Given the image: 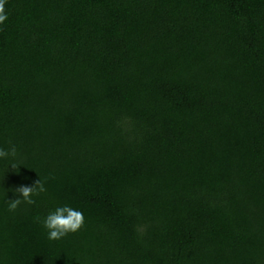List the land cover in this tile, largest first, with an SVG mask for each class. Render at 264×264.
<instances>
[{
  "label": "trees",
  "instance_id": "trees-1",
  "mask_svg": "<svg viewBox=\"0 0 264 264\" xmlns=\"http://www.w3.org/2000/svg\"><path fill=\"white\" fill-rule=\"evenodd\" d=\"M4 10L0 148L25 167L0 160L3 264H264V0ZM65 203L84 223L49 241Z\"/></svg>",
  "mask_w": 264,
  "mask_h": 264
},
{
  "label": "clouds",
  "instance_id": "clouds-1",
  "mask_svg": "<svg viewBox=\"0 0 264 264\" xmlns=\"http://www.w3.org/2000/svg\"><path fill=\"white\" fill-rule=\"evenodd\" d=\"M4 4L5 0H0V24H3L7 20ZM0 160H7L8 169L11 168L16 173H19L21 166H24L19 161L15 145H10L7 149L0 148ZM10 191H12L16 198L8 199L7 209L9 212H15L22 203L27 205L35 204V197L45 193L47 189L44 181L39 177V179L33 181L31 184H21L10 189ZM40 223L45 230L46 238L49 241H58L69 233L77 232L84 223V215L82 211L67 203L56 204L40 220ZM0 264H3V262L0 261Z\"/></svg>",
  "mask_w": 264,
  "mask_h": 264
}]
</instances>
